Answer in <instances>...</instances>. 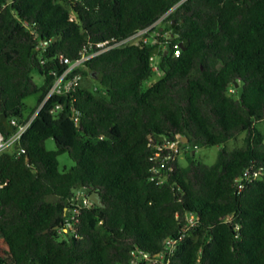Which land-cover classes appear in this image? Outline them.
Wrapping results in <instances>:
<instances>
[{"label": "trees", "instance_id": "1", "mask_svg": "<svg viewBox=\"0 0 264 264\" xmlns=\"http://www.w3.org/2000/svg\"><path fill=\"white\" fill-rule=\"evenodd\" d=\"M150 26L148 40L90 58L74 89L45 101L25 151L0 155V264H133L135 250L152 255L137 264H264V0H0V129L39 107L61 54ZM178 134L222 145L216 160L161 166L157 143ZM250 167L261 176L239 190ZM80 189L104 204L82 206L69 227Z\"/></svg>", "mask_w": 264, "mask_h": 264}, {"label": "built area", "instance_id": "2", "mask_svg": "<svg viewBox=\"0 0 264 264\" xmlns=\"http://www.w3.org/2000/svg\"><path fill=\"white\" fill-rule=\"evenodd\" d=\"M150 27H146L143 29H140L135 34L131 35L125 40L117 41L114 38H108L104 40L97 41L95 44L91 43L88 47H84L82 50L79 51L78 55L74 58H70L69 56H66L64 54H61L59 56V59L62 63L65 64V67L63 70L57 74L54 83L48 90V93L44 100L41 102L39 107L26 119H19L17 117H12L10 120L11 126H13V130L9 134H5L0 129V155L7 151H17V152H24L25 148L22 146V139L26 133V131L29 129L32 121L37 116L39 110L47 101V99L53 95V93H65L69 92L72 89L75 88L76 85L79 84L81 81L83 74L78 71L79 68L85 67L87 61L92 58L95 55H98L110 48H113L115 46L124 44L126 42H138L141 38L144 37L145 33H147L150 30ZM148 37H144V40H148ZM49 44L48 39H41L40 46L42 48H45ZM181 52L180 45L177 46L175 49V53L179 55ZM152 64L154 70L160 72V67L158 62L155 61V55L151 57ZM58 105L57 107H59ZM184 136L177 135L175 139H167L164 141H159L157 143V150L155 151L156 156H162L161 160V166H164L166 164V161L175 158L178 156V153L180 152V141L184 140ZM168 150V151H167ZM167 151V152H166ZM157 170H160V167L157 168ZM260 172L257 170H254L252 167L247 168L244 173L236 178L237 186L239 190H242L245 186V184L248 181H251L254 178H259ZM7 183V180L3 179L0 175V187H3ZM91 199L89 197L84 196L81 201L77 200L76 207L72 210V215L67 219V226L72 227L73 223L70 218H74L75 214L79 212L80 208L85 205H89L91 203ZM238 226V223H237ZM67 229V228H66ZM168 243L170 247H172L175 243V240L168 239ZM134 254H137V259L135 258L133 260V264H137L138 258H145V259H151L152 255L146 251H138L135 250ZM164 264H170L169 261H166Z\"/></svg>", "mask_w": 264, "mask_h": 264}, {"label": "rangeland", "instance_id": "3", "mask_svg": "<svg viewBox=\"0 0 264 264\" xmlns=\"http://www.w3.org/2000/svg\"><path fill=\"white\" fill-rule=\"evenodd\" d=\"M157 32L158 31L156 29L151 30L150 31V38L152 39L157 34ZM155 61L156 62L159 61L158 52L155 54ZM33 75H34L35 80L38 82V84L41 85L43 83V76L41 75L39 70H37V69L34 70ZM160 75H161L160 72H156L154 79L152 81L158 79L160 77ZM93 77H94V75L89 76L87 78V81H89L90 84H92L94 86V85H96V81ZM152 81H150V83ZM36 102H37V96H35V95H31V96L26 98V103L28 106H32ZM256 126L258 129H260L264 132V119L258 121L256 123ZM244 136H245V133L242 132L237 137L228 140L225 145L228 148H233L235 146L241 145L243 143ZM47 146L49 149H56L55 139L49 138L47 140ZM221 146L222 145L215 144V145H203V146H195L194 147L192 144H189V143L186 146L180 145V152L178 153L179 161L182 164L188 163V161L190 160V154L191 153L193 154V151H194L195 157L198 160H201L203 162L211 164L216 160L219 149ZM58 158H59V162H60V169H62V170H69L76 164L75 160L70 156V154L68 152H63V153L59 154ZM84 196H86V195H85L83 190H81V189L76 190V199L77 200L81 201Z\"/></svg>", "mask_w": 264, "mask_h": 264}, {"label": "water", "instance_id": "4", "mask_svg": "<svg viewBox=\"0 0 264 264\" xmlns=\"http://www.w3.org/2000/svg\"><path fill=\"white\" fill-rule=\"evenodd\" d=\"M235 84H236V86L239 87V95L241 96L243 94V91H244V85H241L239 83V81H236ZM3 116H4V118H3L4 121H6L7 120L6 114L3 113ZM183 138H184V140L186 142H189V138L187 136H184ZM83 190L84 191H87V188L86 187H83ZM89 198L91 199L92 202H94V203H96L98 205H103L104 204V202L102 201V196H101V194L98 191H92V192H90L89 193Z\"/></svg>", "mask_w": 264, "mask_h": 264}, {"label": "crops", "instance_id": "5", "mask_svg": "<svg viewBox=\"0 0 264 264\" xmlns=\"http://www.w3.org/2000/svg\"><path fill=\"white\" fill-rule=\"evenodd\" d=\"M193 153H194V151H193Z\"/></svg>", "mask_w": 264, "mask_h": 264}]
</instances>
